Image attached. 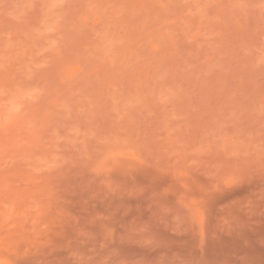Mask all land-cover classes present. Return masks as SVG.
<instances>
[{"label":"rangeland","instance_id":"1","mask_svg":"<svg viewBox=\"0 0 264 264\" xmlns=\"http://www.w3.org/2000/svg\"><path fill=\"white\" fill-rule=\"evenodd\" d=\"M0 264H264V0H0Z\"/></svg>","mask_w":264,"mask_h":264}]
</instances>
